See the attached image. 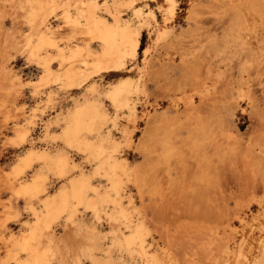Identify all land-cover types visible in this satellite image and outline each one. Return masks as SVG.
Returning a JSON list of instances; mask_svg holds the SVG:
<instances>
[{"label":"rangeland","instance_id":"rangeland-1","mask_svg":"<svg viewBox=\"0 0 264 264\" xmlns=\"http://www.w3.org/2000/svg\"><path fill=\"white\" fill-rule=\"evenodd\" d=\"M31 1L0 0V245L27 234L35 219L32 208L43 211V199L67 188L80 175L89 176L103 193L107 191L105 177L93 174L101 160L111 155L128 167V175L118 171L124 189L121 203L129 209L132 225L146 229L149 249V244H158L180 253L187 246L189 254L184 252V257L192 250L204 252L196 245L225 243L223 238L230 233L225 224L235 213H258L264 198V50L251 53L231 31L238 19L235 11L248 5V0H175L176 15L166 25L165 35V0H137L131 7H119L121 17L132 28L148 22V26H139L143 32L137 59H126L140 77V91L133 100L135 115L127 108L117 109L105 96L120 75L95 74L86 52L85 63L78 68L85 75H94L83 88L72 91L45 82L34 89L32 81H40L44 71L32 58L26 38L33 36L35 44L43 26L33 30L28 24ZM62 4L76 15L71 0ZM138 9L145 12L140 18L135 15ZM63 11L59 7L48 18L56 31L53 38L64 49L84 47L86 37L76 34ZM151 12L154 18L147 15ZM93 47L95 52L101 49L97 43ZM44 52L45 58L56 55L51 58V69L61 73L57 52ZM125 76L129 73L120 77ZM13 80L16 92L10 91ZM92 85L97 91H92ZM86 100L97 101L109 120L98 122L100 129L82 137L98 141L110 136L115 144L105 142L106 153L97 162L62 138L68 113ZM33 117L25 143L13 144L10 136L15 128ZM30 148L52 154L61 151L77 169L60 179L36 162L21 178L16 177L14 168ZM38 173L48 177V191L32 201L19 188ZM88 196L92 198L90 193ZM112 199L100 208V213L108 214L95 217L85 205L76 204L71 220L65 215L52 225L60 253L57 264H91L86 254L92 244L115 245L125 223L114 221L117 226H113L109 214L121 218Z\"/></svg>","mask_w":264,"mask_h":264},{"label":"bare ground","instance_id":"bare-ground-1","mask_svg":"<svg viewBox=\"0 0 264 264\" xmlns=\"http://www.w3.org/2000/svg\"><path fill=\"white\" fill-rule=\"evenodd\" d=\"M63 1H31L32 5L27 16L28 24L33 30L38 25L43 26V30H40L37 34L38 39L35 44L33 43V36L25 37L32 58L37 59L38 67L44 71L41 78H39L40 81L38 79V82L32 81L34 89L37 91L40 84L45 82H55L72 91H78L83 88L85 82L94 75L89 73L85 75L78 68L80 63H85L82 59L86 52V56L92 58L90 64L95 74L107 72L124 76L125 72L129 73V76H119L118 81L105 92V96L117 109L127 108L135 115L133 100L134 96L138 95L140 91V77L135 74V70L127 66L126 59H137L143 32L141 27L148 26V22L144 20L143 24L145 26L140 22V28V25L136 29L132 28L130 23L121 17L119 7H131L137 0H108L103 4L99 3L98 0H71L74 4V11H76L75 16L71 14L68 5L62 4ZM165 2L166 4L163 7L165 23L163 35L169 29L166 25L172 22L176 15L177 6L175 0H165ZM247 3L248 5L241 8L242 10L235 11L237 14L235 18L237 17L238 19L234 18L236 22L234 25L232 24L231 31L236 33L237 37L242 39L248 51L254 54L264 50V3H257L255 0H248ZM59 7L64 8L63 17L69 25L73 26L76 34L80 33L86 37L83 43L84 47L78 46L76 49L66 48L69 49L67 53L66 49L60 47L58 42L53 38L56 31L48 23V18ZM144 13L141 9L135 11V15L139 16V18ZM147 15L154 18V13L152 12L147 13ZM108 16L110 19L107 18ZM95 43L101 48L98 52L93 51V44ZM48 49H54L57 52V62H59L58 66L61 71L59 74L52 72L51 62L53 59L51 58L53 56L45 58L41 54L45 50L48 51ZM7 66L8 63H6V68L9 67ZM15 82L13 80L10 91L16 92L14 87L16 86ZM91 87L93 92L97 91L94 85ZM80 104H77L68 113L70 117L64 131L62 130V138L68 145L74 146L80 151L88 152V159L91 161L100 160L106 153L105 142L112 143L115 147L110 136L93 141L84 139L82 135L100 129L98 122L105 124L109 120L108 114L100 108L97 101L86 100V102ZM34 112H36V108ZM35 115L36 113H34ZM33 123L34 117L27 120L26 127L23 124L21 127H17L18 125H16L17 128H15L14 134L10 136L12 143L22 146L29 134L28 126ZM114 149L116 151L118 148ZM107 157L106 160L100 161L101 163L96 166L97 168L93 174V176L102 174L105 177L107 191L103 193L101 187L92 183L89 176L80 175L78 179L71 181L67 188H63L50 198L43 199V211H36L35 208H32L35 219L33 224L29 226V232L19 239L12 237L11 241L6 239V241L4 240L1 243L0 264H57L61 262L59 260L60 253L57 251L56 235L52 225L65 215L68 217L67 221L71 220L75 213L76 204H78L77 206L85 205L87 208L84 206V209L93 211V216L96 215L98 217L101 213L108 214L104 212L100 213V208H102L103 203L112 199L110 192L114 193L117 198L116 200L112 199V202L109 201L107 205L110 202L111 204L113 203L114 208L118 210V213L115 212V214L120 215L121 219L119 220L118 216L114 218L113 213L109 214V216L112 217L113 222L116 221L120 224L124 222L125 227L122 226L124 228H120L118 225L121 229L119 231V233L121 232V236L116 238L113 243L115 245L105 247L94 243L90 246L86 255H88L91 264H264V198L258 205L259 211L257 214L250 215L245 212H237L232 219L229 218V222L226 220L228 223L225 226L230 230V233L229 235L227 233V236L224 234L226 237L222 235L226 238L222 237L225 240L223 244L217 242L219 245L215 243L216 245L213 246L211 243H208L211 246H205L207 248L204 245L198 244L195 247L198 248L200 246L198 249L204 251L200 253L196 252L198 251L196 248H194L196 249L195 253H192L193 248L189 247L192 251L187 257H184L187 254L184 252H188L186 251L187 246L185 248L182 247L183 249L180 248L182 249L181 252L184 253L183 255L181 252L178 253L179 250L175 251L177 249L175 247V250L172 249V252L174 253L175 251L177 253L174 254L171 252V247L158 246V244H149V249L145 240L146 229L140 224L132 225L131 221H129V209L121 203L124 197V189H122L123 183L119 179L120 177H118V171L126 172L128 167L126 163L123 164L112 155ZM36 162L43 164L48 172H52L53 175H56L60 179L67 177L71 170L77 169V166L70 163L69 157L61 151L52 154V152L45 150L30 148L24 156H21L16 164L14 174L16 177L21 178L26 170L30 169ZM47 178L44 174H36L31 181H28L19 188V193L25 194L26 199L28 196L32 201L37 200L40 196L47 194ZM89 193L92 198L88 196ZM116 222H114L113 226H117ZM222 232L225 233V229ZM112 238L115 239V237ZM91 239L94 238L92 237ZM221 241L223 242L222 239ZM184 249L185 251H183ZM98 252L101 253V256L98 255ZM203 255L204 257H202Z\"/></svg>","mask_w":264,"mask_h":264}]
</instances>
